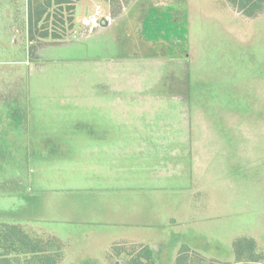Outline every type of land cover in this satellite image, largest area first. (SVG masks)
Segmentation results:
<instances>
[{
  "label": "rangeland",
  "instance_id": "obj_1",
  "mask_svg": "<svg viewBox=\"0 0 264 264\" xmlns=\"http://www.w3.org/2000/svg\"><path fill=\"white\" fill-rule=\"evenodd\" d=\"M30 114L72 139L28 138ZM103 122L152 162L128 200L140 222L94 229L92 195L72 227L33 222L35 155L84 161ZM0 264H264V0H0Z\"/></svg>",
  "mask_w": 264,
  "mask_h": 264
},
{
  "label": "crops",
  "instance_id": "obj_2",
  "mask_svg": "<svg viewBox=\"0 0 264 264\" xmlns=\"http://www.w3.org/2000/svg\"><path fill=\"white\" fill-rule=\"evenodd\" d=\"M24 122L25 125L23 127L28 128L25 129L28 138H33L35 141H49L52 143L51 148L53 146L57 147L59 144L62 145V143L66 144L73 137L72 134H69V132H73L72 126L66 128L65 133L62 135L63 138H60L55 128L51 131L47 130L46 133H50L46 135H44L45 133H35V127L39 126L40 123L32 114L28 116V121L26 122L24 120ZM103 123L108 129H101V134L95 136L97 143L96 150L88 151L85 148L84 150L87 151L79 150L81 154L79 157L84 161H67L66 155L65 157H61L59 155L60 153L50 151L51 149L37 151L39 153L35 155L37 162L36 164H32L29 171L28 179L30 184L26 187L27 190L25 191V193L28 194L27 196L25 195V202L20 206L21 211L29 210V208L31 209L32 206H34L32 208L34 213L31 217L33 222L38 220L36 219L37 213H35V210L39 208L43 211V214L47 216L48 220L54 222V224H59L63 220V223L67 224V227H72V222H74L72 212L74 214V209L77 210L74 204H77V200L80 199L84 201L89 195H92L90 199L92 201L87 203L91 205H86L90 210L96 207L100 210L97 214H89L88 219L85 221L91 223L94 229L96 225L101 228V226L106 225L112 226V223L123 225L130 222H140L136 221L139 213L130 210L128 200L133 197L135 191L143 192L152 190L150 182H147L148 179L144 177L150 174L152 162L150 160L146 161V157L142 154L143 148H139V151H135L139 153L142 163L140 162L137 164L139 161H135V159L138 158V156L133 154L134 149H132V147L126 150L119 148L118 143L123 140L111 133L113 132L111 128L114 126V123L112 126L110 124L112 122ZM63 150L64 149H62V154L64 153ZM72 152L75 153L74 151H70V153ZM69 157L72 158L73 156L70 154ZM46 166L48 168L54 166L56 172L54 175L63 174L62 178L56 180L54 184L46 185L43 182V180H45L44 176L46 175H43L41 181L37 182L35 180V174H46L44 172ZM57 167H59V169L61 168V171ZM159 168L160 167H155V173L161 174L162 171ZM82 169L85 171L90 169L95 170V174L94 176H80L83 171ZM81 178H85V180ZM161 179H159L161 183L159 181L157 182L160 188H154L153 190H165V188L169 186V184L162 186ZM87 192H91V194H86ZM18 194H20V192ZM149 194L150 192L147 193V195ZM21 196H23V194ZM145 196H140V199H144ZM17 198H19V196H17ZM94 204L96 206H93ZM69 211H71V213H69ZM38 214L41 215V212L39 211ZM105 215H107L105 218L107 221H104V219L98 220V218ZM112 217H115V219L110 221ZM150 217L151 214H149V218ZM79 222L82 223L83 219ZM145 225L147 224L145 223L144 226ZM54 229L58 232L63 230L61 227L59 230L56 227Z\"/></svg>",
  "mask_w": 264,
  "mask_h": 264
},
{
  "label": "built area",
  "instance_id": "obj_3",
  "mask_svg": "<svg viewBox=\"0 0 264 264\" xmlns=\"http://www.w3.org/2000/svg\"><path fill=\"white\" fill-rule=\"evenodd\" d=\"M101 9L99 7H96L94 9L93 14L87 19L85 22L84 28L88 30L89 32H93L94 29H96L99 26L100 18H101Z\"/></svg>",
  "mask_w": 264,
  "mask_h": 264
}]
</instances>
